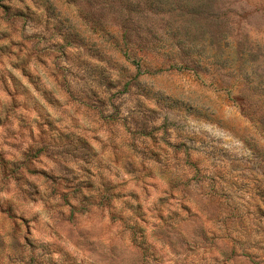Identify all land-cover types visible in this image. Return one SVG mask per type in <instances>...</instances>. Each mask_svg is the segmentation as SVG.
<instances>
[{"label":"rangeland","instance_id":"rangeland-1","mask_svg":"<svg viewBox=\"0 0 264 264\" xmlns=\"http://www.w3.org/2000/svg\"><path fill=\"white\" fill-rule=\"evenodd\" d=\"M0 264H264V0H0Z\"/></svg>","mask_w":264,"mask_h":264}]
</instances>
